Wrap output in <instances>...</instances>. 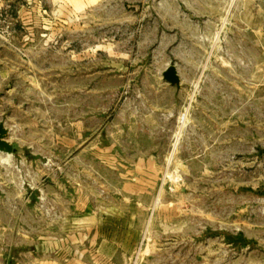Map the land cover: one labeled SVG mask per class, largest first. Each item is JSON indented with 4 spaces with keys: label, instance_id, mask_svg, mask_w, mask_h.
Here are the masks:
<instances>
[{
    "label": "rangeland",
    "instance_id": "374dc122",
    "mask_svg": "<svg viewBox=\"0 0 264 264\" xmlns=\"http://www.w3.org/2000/svg\"><path fill=\"white\" fill-rule=\"evenodd\" d=\"M0 124V264H264V0H0Z\"/></svg>",
    "mask_w": 264,
    "mask_h": 264
},
{
    "label": "water",
    "instance_id": "95a60500",
    "mask_svg": "<svg viewBox=\"0 0 264 264\" xmlns=\"http://www.w3.org/2000/svg\"><path fill=\"white\" fill-rule=\"evenodd\" d=\"M163 79L165 82L170 84L171 86H179L180 85V77L178 71L175 67H169L163 74ZM8 132L4 126V124H0V153L13 155V147L7 141Z\"/></svg>",
    "mask_w": 264,
    "mask_h": 264
}]
</instances>
